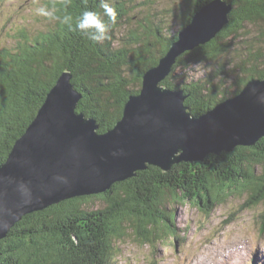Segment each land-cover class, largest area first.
<instances>
[{
    "label": "trees",
    "instance_id": "trees-1",
    "mask_svg": "<svg viewBox=\"0 0 264 264\" xmlns=\"http://www.w3.org/2000/svg\"><path fill=\"white\" fill-rule=\"evenodd\" d=\"M210 1L183 0L181 26L171 36L163 33L168 28L151 25L129 32L126 44L116 46L115 30L129 15L124 1L104 0L117 13L112 23L104 15L102 0H46L53 25L34 35L22 32L14 46L0 48V165L64 70L71 71L82 93L77 111L95 118L99 132L114 127L129 96L139 93L146 70L158 64L192 16ZM229 1L230 22L209 43L180 55L163 81L169 88L184 90L185 105L196 116L240 93L250 79L264 78V0ZM89 10L100 13L109 25L102 42L76 30L77 21ZM66 15L71 17L68 23L62 22ZM247 27L257 28L248 38L254 50L248 44L247 57L240 54L235 62H223L236 57L237 41L247 37ZM197 63H216V68L198 79L185 76L182 69ZM235 192L246 194L247 208L264 204V136L253 145L209 154L202 161H182L167 171L149 165L105 193L26 214L0 239V264H113L117 242L127 229L153 246L160 239L180 238L173 216L159 214L168 194L211 209ZM94 198L104 205L90 208Z\"/></svg>",
    "mask_w": 264,
    "mask_h": 264
},
{
    "label": "water",
    "instance_id": "water-1",
    "mask_svg": "<svg viewBox=\"0 0 264 264\" xmlns=\"http://www.w3.org/2000/svg\"><path fill=\"white\" fill-rule=\"evenodd\" d=\"M229 0L203 5L157 65L143 75L120 120L99 132L97 120L77 111L82 93L64 70L37 115L0 165V239L26 214L63 200L105 193L149 165L169 170L182 161L253 145L264 136V78L199 116L183 89L163 81L180 55L213 40L230 22Z\"/></svg>",
    "mask_w": 264,
    "mask_h": 264
},
{
    "label": "rangeland",
    "instance_id": "rangeland-1",
    "mask_svg": "<svg viewBox=\"0 0 264 264\" xmlns=\"http://www.w3.org/2000/svg\"><path fill=\"white\" fill-rule=\"evenodd\" d=\"M121 1L127 4L129 15L115 30L116 46L126 44L131 31L159 25L168 28L163 31L164 35L171 36L181 26L183 0ZM45 3L46 0H0V48L14 46L22 32L34 35L51 27L54 22L51 16L38 11L43 8L49 12ZM246 30L247 37H241L237 41L238 50L231 53L236 57L223 59V62H235L242 58L240 54L247 57L248 44L254 50L255 44L248 38L249 31L251 35L256 34L257 28L247 27ZM177 36L179 39V34ZM215 68L216 63H197L182 70L190 79H198L210 75ZM178 73H182L181 68ZM227 87L226 84L224 88ZM246 197L245 193L235 192L207 209L193 200H175L169 194L164 200L163 195L161 204L164 206L161 205L159 214L173 216L180 238L160 239L153 246L138 239L131 228L127 229L123 239L117 242L119 251L113 264H264V204L247 208ZM103 202L94 198L89 207L100 208Z\"/></svg>",
    "mask_w": 264,
    "mask_h": 264
},
{
    "label": "clouds",
    "instance_id": "clouds-1",
    "mask_svg": "<svg viewBox=\"0 0 264 264\" xmlns=\"http://www.w3.org/2000/svg\"><path fill=\"white\" fill-rule=\"evenodd\" d=\"M104 15H107L112 23L116 21V11L108 2L102 0ZM41 14L51 15V13L41 8L38 10ZM71 20L70 16H64L62 22L68 23ZM76 30L86 34L89 39L102 42L108 38L109 25L104 21L102 15L96 11H84L81 18L77 21Z\"/></svg>",
    "mask_w": 264,
    "mask_h": 264
}]
</instances>
